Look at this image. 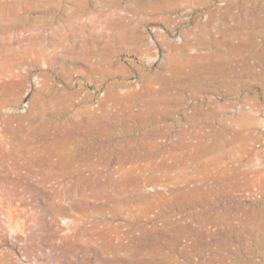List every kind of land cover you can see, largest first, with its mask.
<instances>
[{
    "label": "rangeland",
    "instance_id": "obj_1",
    "mask_svg": "<svg viewBox=\"0 0 264 264\" xmlns=\"http://www.w3.org/2000/svg\"><path fill=\"white\" fill-rule=\"evenodd\" d=\"M148 1L0 0V24L13 23L8 30L0 25V264H264V76L232 81L208 69L209 79L185 88L182 99L161 112L160 131L130 129L134 118L122 100L145 84L175 79L170 55L176 43L189 44L187 52L228 55L230 48L213 38L226 28L248 31L260 19L264 25V0H235V12L250 9L239 20L225 13L230 0H164L168 9L155 13ZM20 16L31 24H16ZM57 26L62 35L51 38ZM40 31L54 64L44 55L33 62L29 37ZM137 34L144 39L134 41ZM252 37L264 51V33ZM250 49L246 53L256 50ZM250 60L259 62L256 71L264 70V54ZM171 92L180 93V86ZM248 118L258 124L245 129L225 158L210 166L195 158L206 132L213 135L225 122L241 126ZM183 126L186 140L179 139ZM131 136L143 156L121 159L130 146L115 141ZM52 139L61 152H93L92 162L32 159ZM103 143L108 147L102 151ZM216 169L235 171L238 188L221 197L189 191L207 188L212 181L206 177ZM111 176L132 185L121 189ZM215 200L236 216L232 222H207L208 212L217 215L210 210Z\"/></svg>",
    "mask_w": 264,
    "mask_h": 264
},
{
    "label": "bare ground",
    "instance_id": "obj_2",
    "mask_svg": "<svg viewBox=\"0 0 264 264\" xmlns=\"http://www.w3.org/2000/svg\"><path fill=\"white\" fill-rule=\"evenodd\" d=\"M148 2H149L148 5L153 8L152 9L153 10L152 11L153 13H155L157 11V9H164V8H167L168 9V7H169V3H166L164 0H160V1H158V0H152V1H148ZM236 3H237V1L230 0L229 3L225 6V13L227 15L234 16V18H237L239 20L241 18V15H243L246 11L249 12L250 9L248 7L243 6L244 9H242V12H235L234 11V8H235ZM245 3H247V2H245ZM245 3H244V5H245ZM209 6H211V5H209ZM260 6L261 5H259V7ZM55 7H56V5H55ZM259 9L260 8H258L257 10H259ZM217 11H219V9H215V10L214 9L213 10L210 9V12L209 13L214 16V15L218 14ZM14 13H15V11H11V14H14ZM1 14H2L1 16H4L2 18H6V17H8V15L10 13L9 14H7L6 12L3 13V11L1 10ZM17 21L18 22L16 24H25V23H28L29 24V22H30L29 21V18L27 16H20L19 18H17ZM258 21L259 22L256 21L257 23H254V24L251 23L252 25L249 26V30L248 31L242 32V31H239V30L238 31H235L233 29H229V28L227 29L226 28L224 30L225 32H223L224 34L222 33V37L216 38V39L213 38L214 41L216 42V44L217 43H219V44L225 43L227 45V47L230 48V50L228 49V51H229V54L228 55H226L225 53H220V52L219 53H216L215 51H212V50L210 52H207V53H192V52H187V50L185 51V49L190 48V45L189 44H185L182 47H180L179 44L176 43V48L178 50L176 49L177 52H174V53H172L170 55V60H171L170 62H171V64L174 67H176L175 68V73H174L175 74V79L172 80V81L171 80H169V81H163V83H161V85H159V87H156L153 83L145 84L144 86L142 85L143 88L140 91H138V92H136L134 94L131 93L132 94L131 96H128L127 95L128 97L125 96V97L122 98V100H124V101L126 100L127 101V103L125 104V107H124L125 109L126 108L128 109V110H126V113H127V111L130 112V115L133 116L132 118H134V123L133 124L132 123L130 124V129L133 130L135 128H146L147 127V128H149L151 130L154 128L155 130L160 131L161 128L158 125H156V122L158 121L161 112L162 111H167L169 109V106H171V104L173 102H179L182 99L181 97H183V94H184L183 91H186L184 89L187 88L188 86L190 87V85H194L196 88L199 87L200 86V84H199L200 81L203 80V79H207L208 78V75L206 73V72L209 71L208 69L217 72L218 73L217 74V77H221V78H223L225 80H232V81H234V79H231V78H238V79L241 78L242 79V78H246V77L249 78V77H251L253 75H254V77H257L258 76L257 78H259V76H264V70H262V71H256L257 63H259V62H257L255 60L257 62L256 63L255 61L253 62V61L250 60V58L253 57V56H258L260 58L264 54V51L261 50L262 48L260 49V45L263 46V43L261 41H259V40H255L252 37V35H255V34L257 35V34H260V33H264L263 21H262V19H260ZM50 22L51 21H48V23H45V24L43 23L42 25H39V27H40L39 29H43L45 26H47L48 24H50ZM12 24L13 23L7 24V23L4 22L3 24H0V25H1V28L8 30V28L11 27ZM61 28L62 27H58L57 29H55L54 32H53L54 35H52L51 38L52 37H55V36L62 35V34L59 35V33L61 32ZM40 32L41 33H38L36 35H31L29 37V39L31 40V42H30V46L31 47L28 50L35 52V55H36V58L33 60V62L34 63L37 62V60L41 58V55H44V56H48L49 58H51V62H52V64H54L55 63V60H56V56L49 55V54H46L45 53L46 50H47V46L48 45H47V43L45 41V36L42 35V31H40ZM235 36L238 37V39H240L239 42L238 41L237 42H233L234 40H232V39H235L234 38ZM46 38H47V36H46ZM131 38L134 39V41H137V40H140L141 41V40L144 39L143 36L140 35V34L139 35L137 34L134 37L131 36ZM53 40H55V39H53ZM203 41L206 42L205 39ZM214 41H212V42H214ZM37 44H41L42 45V51L41 52L40 51L39 52H36V46H37ZM54 44L58 45L57 42H55ZM211 45H213V44H211ZM247 46L251 47L250 51H252V49H256L255 52H253L252 54L251 53H246V50H248V49L245 50V48ZM225 48H226V46H225ZM237 65L238 66L240 65V67L238 68ZM187 67H190V70H187L186 69ZM208 73H210V71ZM177 84L180 86L181 92L178 93V94H173L171 92L172 87L174 85H177ZM111 96H113L115 98H118L117 97L118 95H111ZM57 100H58V98H57ZM161 103H166L167 106L166 105L163 106ZM136 105H141V110L139 112H135V106ZM174 106H176V105H174ZM32 108H33V106H32ZM247 113H249V112H242L241 113V116L248 115ZM250 118H248V119H250ZM207 119H209V118L203 119L204 125H209L212 128L211 122L208 123ZM88 120H89V122H88V124L86 126L87 127V130L91 126L90 123L93 121V117L90 116ZM240 121H241V118H240ZM234 122L235 121L231 122L230 124L225 122V125L223 127H221V128H219V127L216 128L215 127V129H213V131H214V134L213 135L210 132H206L202 136V138L204 139L202 141H204L205 147L203 146L204 148L200 151V153H197V155H195V158L201 159L208 166L214 165L215 163L219 162L221 159L225 158L229 152H231V151H233L235 149V148H233V145H235V143L238 141V138H240V136L241 137L244 136L245 129L250 128V127H253V126H256V124H258V123H255V121L253 119H250L248 121V123H245V124L242 123L243 125L242 124H241V126L238 125L240 127H238V126L237 127H234L233 126L234 125ZM46 123H48V122H46ZM126 124H128V122ZM83 125H84V123L82 124V126ZM242 126H244V127H242ZM187 130H188V128L185 127V126H183V127L180 128V130H179L180 131L179 132V137L180 138L179 139H181V140L185 139V137H184L185 135L184 134H185V132ZM35 135H36V133H35ZM71 138H73V137H71ZM81 138H80V136H76V138L74 137L73 139L74 140H78V139L80 140ZM144 138H145V134H144ZM43 139H44V137H43ZM63 139H65V138H63ZM51 141H52V143L49 144L48 146L46 145V147L44 146L45 147L44 149L43 148L42 149H39L37 151V153H35L34 155H31V156H33V158L31 156L30 157L32 159H34V158H36L38 156H41V159H43V160L45 159L46 162H47V160L52 161V162L55 161V162L58 163V165H60L62 163L64 164L65 161L67 163L68 160L79 161L82 164H87V163L92 162V154H93V152H90L89 150L92 149L93 151H95V148H89V150L87 149L89 151V153H87V151L86 152L81 151L79 154L77 153V151H76L75 154L74 153L72 154L71 149H69V151H66V153H67V155H66V153L64 152V147H63L62 152L59 149V145H58V142L59 141H57V140L55 141L53 139ZM50 142H48V143H50ZM121 142H126L130 146L129 149H128V151H125L126 153L125 152H121L119 154V157L121 159H124V157H125L126 154L129 157L130 156H132V157L133 156H137V157H142L143 156V153H142L143 147H142L141 144H139V141H138V138L137 137L131 136V137H127V139L124 138V139L120 140L119 142H117V140L115 141V143L117 145L118 144H121ZM180 142H182V141H180ZM72 143H73V141H72ZM111 144L112 143H110L109 145L111 146ZM227 144H230L232 147L231 148H226V145ZM97 145H98V143H97ZM68 146H71V145H68ZM106 147H108V144H106V143H103L102 145L99 146V148H101L102 151L105 150V149H107ZM96 149H98V148H96ZM149 152H151L149 156L154 155V151L153 152L152 151H149ZM84 153H87L86 156L84 155ZM87 155H89V156L87 157ZM93 156H95V155H93ZM184 157L185 158H189V157H191V155H189V153H187V154L184 155ZM109 158L110 157H108V160H110ZM192 158H194V157L192 156ZM192 161H194V160H192ZM32 162H34V161H32ZM90 168H91V166H90ZM231 169H232V167H231ZM216 171H218V172L217 173H213L212 172L211 174H209L206 177L208 180H211L212 181V182L209 181V183H207L208 184L207 185V188L206 187H203V186H200V185H196V186H193L189 191H191L193 193L194 192H198V193L201 192V193L211 194V195H216L217 194L218 196H220L221 193L228 194V193H231L232 191H235L238 188L239 185L235 182V177H236L235 176V174H236L235 171H233L231 173H227L228 171H226L225 174L220 173L218 169H216ZM70 172L73 173V170L70 171ZM113 173H115V172H113ZM115 176H111L109 180H111L112 184H115V182H116L118 185L121 186V189L124 188V187L126 188V186L132 185V182L129 179H127L126 181H124L125 180L124 179V180H122L121 183H118V182L121 181V179H118V178L115 179L114 178ZM124 177L126 178L127 176H124ZM43 178L46 179V177H43ZM86 178H87V176H86ZM239 178H240V176H239ZM238 180H240V179H238ZM245 184L246 183H244L243 185H245ZM135 186H136V184H135ZM249 186H251V185H247V188H249ZM182 191L185 192V190H182ZM211 207L212 208H210V210L211 209L213 210V208H214V210L217 212V215L212 217L211 213L208 212L207 213L208 214V220H207V222H216L218 224H221V223L222 224H229L230 221L232 222V220L236 217V216H231L230 215L231 213L229 214V212H227V211H222L221 208L219 207L218 201H216V200L211 205ZM259 208H262V207H259ZM227 226H229V225H227Z\"/></svg>",
    "mask_w": 264,
    "mask_h": 264
}]
</instances>
